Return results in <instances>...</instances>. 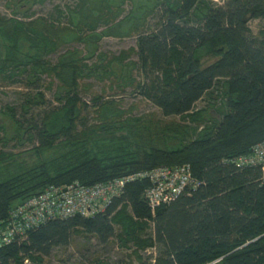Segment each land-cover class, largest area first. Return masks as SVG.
<instances>
[{"label": "trees", "instance_id": "obj_1", "mask_svg": "<svg viewBox=\"0 0 264 264\" xmlns=\"http://www.w3.org/2000/svg\"><path fill=\"white\" fill-rule=\"evenodd\" d=\"M127 1L132 0H79L67 25L59 10L49 18L31 13L27 21L0 16V78L12 84L25 78L45 90L56 84L57 104L45 109L43 92L27 95L21 119L16 107L6 106L14 134L9 138L0 126V223L51 185L92 186L184 164L205 184L153 215L144 198L147 182L131 183L109 214L48 223L25 243L1 248L0 264H45V256L75 235L95 236L104 244L116 238L121 247L134 248L129 258L138 264H264L260 170L225 163L264 141V31L255 37L249 29L251 21L264 20V0H227L220 8L205 0H155L121 18ZM158 9L156 27L146 33L147 19ZM125 24L129 27L122 30ZM133 33L137 47L118 56L97 53L103 38ZM78 43L88 51L68 49L51 62L52 55ZM136 69L145 83L136 81ZM43 77L50 79L48 86ZM104 81L112 90L139 91L165 120L135 116V106L125 109L121 100L94 94L96 116L89 121L82 95ZM203 99L206 107L194 110ZM37 106L39 119L27 120ZM10 141L18 147L32 143L35 160L23 157L27 151H7ZM155 248L158 255H143Z\"/></svg>", "mask_w": 264, "mask_h": 264}, {"label": "rangeland", "instance_id": "obj_2", "mask_svg": "<svg viewBox=\"0 0 264 264\" xmlns=\"http://www.w3.org/2000/svg\"><path fill=\"white\" fill-rule=\"evenodd\" d=\"M35 0H0V16H5L8 18H17L27 21V16H30L31 13L36 14V16H42L49 18L51 14H55L57 10L63 11L64 16L61 20L62 24H68L69 18V11L73 10L76 5L78 4L79 0H43V2H34ZM208 5H211L214 8H220L224 6L227 0H219L216 2L215 0H205ZM151 2H155V0H132L127 1L124 5V14L121 18L127 16L130 11H137L141 4H148ZM154 4V3H153ZM155 5V4H154ZM199 11H196V13ZM195 13V14H196ZM138 14V13H137ZM136 14V15H137ZM140 14V13H139ZM161 14V10H156L154 15H151L147 19V24L145 27L146 33H151L157 25L159 20V16ZM26 15V16H25ZM139 16V15H137ZM129 27V24H125L122 30ZM105 26H101L100 31L104 30ZM249 29L252 31L253 36L257 37L260 31H264V20H253L249 23ZM137 40L138 35L132 34L131 37H105L98 43V52L97 53H104L109 56L116 55L118 56L122 51L128 50L133 47H137ZM77 48L83 50L85 53L88 51L86 47L82 44H72L67 45L63 49L60 50L58 54H54L50 57L51 62L54 64L57 62L58 57L60 54L64 53L68 49ZM134 61L138 59L137 56L132 58ZM98 57L95 56L90 60V63L96 62ZM119 66L116 64L114 66L115 70L118 71ZM135 79L137 82L145 83V78L142 72L139 69H136L133 72ZM50 82L49 78L43 77V83L45 86H48ZM37 85H31V83L27 82L25 78H22L19 83L12 84L10 82L4 81L0 78V126L6 128L8 132V137L12 138L14 132L12 131L11 122L8 116H6V106L16 107L18 118L20 117V105H22L27 95H34L37 92H43L45 96V101L47 102L45 109H49L51 107H55L57 104L54 99V93L56 90V84L53 86V89H43L40 88L36 89ZM98 94L103 96L106 99H117L121 100L122 106L125 109H128L131 106H135V110L133 115L135 116H142V115H157L160 118L162 117V112L156 107L150 100L144 98L139 91L135 90L134 88H126L123 91L119 88H114L113 90L109 88V83L104 81V83L97 82L93 87V93H84L82 95V101L88 104V109L84 112L85 115L88 117V120L91 121L94 116L92 111L95 109L93 105V95ZM40 106L33 107L29 116L26 118L30 120L32 117H37L39 119V113L41 114L42 111L39 108ZM196 107L199 109L206 107V99L201 100L196 104ZM7 117V118H6ZM179 120L178 117L169 118ZM169 119H166L168 121ZM165 120V119H164ZM93 122V121H92ZM3 132L0 131V136L2 137ZM37 145V143L35 144ZM19 144H16L15 141H10L9 146L6 149L7 151H11L14 154L18 155L20 152L22 153H29L26 156H23L25 159L28 157V161H34L35 156L32 154L30 150L33 146L32 143L25 142L21 147H18ZM3 148L2 142L0 141V150ZM53 152H49L47 156H51ZM118 209H121L119 207ZM128 213H131L130 209L128 208ZM151 231H152V224ZM116 231H119L118 227H115ZM150 231V230H149ZM150 231V233H151ZM152 233H154L152 231ZM134 248L126 249L119 245V242L116 238L112 239L110 242L104 244L101 243L95 236L88 235L87 237L82 236H73L69 245L64 248H55L49 256H45V264H93L95 261L100 259L101 261L108 263V264H127L132 262V264H138V261L129 255H132ZM158 249H149L146 250L143 255L146 257H154L157 253L159 254ZM26 264V263H25ZM29 264H35L32 261Z\"/></svg>", "mask_w": 264, "mask_h": 264}, {"label": "built area", "instance_id": "obj_3", "mask_svg": "<svg viewBox=\"0 0 264 264\" xmlns=\"http://www.w3.org/2000/svg\"><path fill=\"white\" fill-rule=\"evenodd\" d=\"M198 109L194 107V110ZM225 163L234 164L239 170L258 168L260 181L264 183V141L255 144L249 154ZM142 181L148 184L144 198L153 215L157 208L171 204L188 191H196L205 184L193 176L190 165L184 164L159 166L92 186L78 181L61 186L51 185L14 207L7 220L0 223V249L25 243L31 232L54 221L77 216L88 219L109 214L110 207L125 193L126 187ZM29 262L25 261L26 264Z\"/></svg>", "mask_w": 264, "mask_h": 264}]
</instances>
